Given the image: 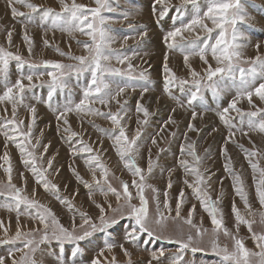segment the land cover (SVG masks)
Here are the masks:
<instances>
[{
  "label": "rangeland",
  "instance_id": "obj_1",
  "mask_svg": "<svg viewBox=\"0 0 264 264\" xmlns=\"http://www.w3.org/2000/svg\"><path fill=\"white\" fill-rule=\"evenodd\" d=\"M245 1L239 0V15L244 16V18L237 19L236 24L229 28L227 38L231 39L234 30L237 41L240 40L239 43L245 46V49L241 50L245 59L254 58L258 54L257 44L261 48H259V54L264 56V35L251 34L254 31L253 28H260L259 25L264 20L256 17L244 4ZM256 1L260 5L264 3V0H254V2ZM29 2L41 6V11L30 13L29 9L16 4L15 7L18 11L24 12L26 15L13 17L8 0H0V46L13 53H19L25 60L41 64L40 67L30 68L27 64L21 67L18 62L10 61L9 84L14 83L21 75L26 76L28 74L46 72L47 70L42 66V62L45 60L75 64L76 61L60 56L55 51V48L58 47L61 51L73 56L85 55L82 44L90 42L88 36L79 32L69 35L68 32L61 31V28L67 26L70 13L62 11L60 0H29ZM67 2L71 3V0H67ZM211 2L212 0H195L194 3H183V0H170L171 7L168 14L163 19H158L160 5L154 4V0H143V2L142 0H107L112 10H102L101 14L107 20L106 27L110 30L109 34L112 36L113 42L106 51L127 55L129 59L123 64H119L113 58L111 66L122 69L123 74L106 73L104 79L112 86L113 91L120 86L126 89L119 99L121 102L127 100V104L124 105L126 113L122 121L127 135L129 137L134 136L137 128L141 131L140 140L137 142L139 154L136 155L135 159L137 165L145 170V184L151 186L146 187L144 192L149 201L150 216L155 214L156 204L154 197L157 195L161 210L167 212L163 208L164 194L167 192V199L172 209L171 216L173 217L175 216V207L180 191L183 190L185 195L181 207V218L175 221L169 220L168 228L160 239H149L144 235L137 244L127 243L124 240L125 231L133 222L122 219L114 227L108 229L107 233L97 231L92 236L81 241L79 246L82 251L75 258V264H90L102 250L105 257L111 258L114 255L119 264H126L127 257L121 251L120 244H124V247L131 253L132 264H148L152 260V253L159 254L161 249L164 251V255L160 257L161 264H169V258L180 254L177 251L178 245L170 243L169 239L176 240L186 237L188 234L195 235V228L184 223V219L188 217L193 206H195V212L192 214L193 225L202 226L211 233L213 226L210 217L204 211L199 200L193 195L192 189L184 183L185 179L193 182L195 178L192 175L185 174L183 167L180 165L181 160H187L190 166L198 167L200 173L206 178V184L201 187L213 201H219L217 207L221 210L224 225L230 232L236 233V221L232 212L233 202H235L236 207L245 219H254L256 221L253 224V231L257 233L264 232V225L260 223L264 208L261 207L256 196L254 174L245 156V150L257 152V155L252 158L253 162L258 163V166L264 169V133L258 130H249L248 128L249 121L256 125L264 121V102L253 96V106L249 105L246 98L242 99L237 105L242 110V114L230 110L229 119L233 127H228L220 120L219 113L228 106L235 96L236 87L234 85L239 84L238 72L236 73L235 81L226 73L221 78H214L215 81L220 82L225 87V91L221 96L213 98L211 90L204 89L202 91L204 99L202 101L196 100L191 105L187 103L191 94L189 91L191 88L190 84L185 85L183 91H181L178 83L172 86L170 91H165V74L163 72L165 56H167L168 67L172 69L178 79L191 80V76L189 67L185 65L184 53L177 49H169L164 42V37L169 31L188 24L197 14L203 15L204 8H206V12ZM76 3L85 5L88 8L96 6L94 0H76ZM154 7L157 10L156 12L153 11ZM47 8L54 10L53 16L48 17L46 21H42L43 10ZM57 13L60 14L61 19L57 20L56 27H53V18ZM126 13L130 15L125 19ZM28 14L33 16L32 23H27ZM242 21L249 22V25L251 24L249 29L241 30L242 28L238 22ZM208 23L209 27H212L210 22ZM239 27L241 28L240 31H238ZM9 31L12 33L10 46L7 41V33ZM197 31L200 39L196 38V33L190 34L186 32L184 35L188 37L189 41L193 42V46L198 50L206 43L214 44L219 29H214L211 33V38H209L207 33L199 29ZM25 33L33 42V54L31 56H29L28 45L24 40ZM45 40H48L51 46L46 47L44 44ZM77 41H80V43H77ZM208 60L213 67L217 66L216 62L211 58L210 52ZM129 63L134 66L131 75L128 74L127 65ZM188 65L201 74H203V68L206 67L198 55L189 56ZM250 66L247 63L239 65V67L244 68ZM141 72H145L146 79L140 77ZM42 80L47 82L50 78L44 75ZM67 80L68 88L63 91H57L51 101V107L47 101L48 87L46 83L44 87L38 86L31 91L25 92L24 105H31L36 108L35 123L32 127L33 144L39 140V146L32 149L30 145L29 150L33 151L37 157H43L42 161L40 159L37 160L38 166L42 164L44 168H47V161L52 159V168L48 170L47 178L50 183L58 186L59 195L67 198L74 206L76 225L82 222L79 213L86 214L94 223L99 224L100 208L97 205L104 207L107 210V215L111 216L113 213L108 209V205L111 204L115 208L117 206L116 197L111 192L105 195L96 190L97 186L85 163L84 157L88 154L74 153L72 151L69 142H67L69 133L64 131L65 126L62 122H58L56 118L57 109H62L68 102L69 97L73 104L79 102L82 98L83 88L91 80V74L90 72H84L77 76L72 73L67 77ZM24 82L27 84L26 80ZM260 82H264V80L258 78L257 84ZM34 83L39 85L40 81L34 79ZM4 84L5 81L0 77V94L6 90ZM145 88L148 90L144 91ZM138 102L148 110L149 115L147 117L143 113H137L136 106ZM3 107V105H0V117L4 116ZM7 107L9 110L7 118H11V105L9 104ZM94 107L101 108L99 104ZM117 108V104L113 102L111 104L112 111L115 112ZM102 110L107 111V109ZM194 111L196 118L192 119ZM252 112H255L256 115H249ZM17 113V118L24 120V130H26V126L32 122L31 113L24 106H19ZM67 118L71 125V131L79 133L84 143L92 145L93 148L102 147L103 151L100 155L102 162L110 171L109 179L112 187L122 191V181L131 185L133 177L117 155L113 147V140L108 136L102 135L91 126V123L94 122L99 128L112 130L114 126L111 122L102 117H86L82 124L81 118L75 112L69 113ZM170 118L174 122H170ZM145 119L147 123H143ZM189 125H193L196 130H189ZM244 132L248 134L244 135ZM233 133L234 135H232ZM153 139L156 140L155 144L152 143ZM189 144L194 146L196 155L200 159L198 165H196L192 156L188 155ZM45 146H47L46 152L44 150ZM182 148L184 149L183 154L181 152ZM225 150L231 158L233 172L240 175L243 180L245 192L254 215H249L248 210L245 209L243 201L235 193L233 176L225 171L227 162V158L224 155ZM5 151L11 158L13 183L17 187H25L26 181V193L29 196H31L35 188V199L49 207L63 226L70 228L73 212L65 204L57 200L51 192H46L42 187L36 185L31 171L25 167L21 159L19 149L10 141L7 142L6 146L3 134H0V182H5L7 179L4 172V167H7V165L4 164L2 159ZM149 154L153 164L150 175L147 173ZM73 170L79 174L83 182L77 180ZM21 174H23V179ZM97 175L99 176V172H97ZM256 176L258 178V173ZM169 181L172 184L171 188H168ZM84 182L92 186L91 196L90 190L85 187ZM152 188L158 191L154 193ZM130 191L135 195V188H130ZM3 201L4 197H0V204ZM132 202L134 204L139 203L138 199H134ZM24 212L25 209L22 207L19 224H21L20 222L26 223V225L22 226L23 230L27 231L36 227L37 222L24 215ZM0 218V220L5 222V226L8 229L7 237H13L19 225L16 212H9L5 207L0 206ZM238 236L248 249L258 251L255 242L251 239V233L248 231L247 225L241 224L239 226ZM3 239H5V233L3 229H0V240ZM208 241L209 235H205L201 247L208 249L206 251L193 252L191 249H187L180 254L183 257L182 264H218L219 257L210 251ZM106 242L115 243L116 247L109 252L105 247ZM219 243L221 246L227 245L230 249L233 246V241L223 236V234L219 236ZM21 246L20 241L0 243V257L5 258L6 264H11L10 250ZM74 247L75 245L73 244L65 243L63 245V253H61V245L55 240H51L40 245V248L34 254V258L37 264H59L61 258L66 264H73L71 251ZM20 255V252L15 253L17 259L20 258ZM152 264H157V261L152 260Z\"/></svg>",
  "mask_w": 264,
  "mask_h": 264
},
{
  "label": "snow or ice",
  "instance_id": "obj_2",
  "mask_svg": "<svg viewBox=\"0 0 264 264\" xmlns=\"http://www.w3.org/2000/svg\"><path fill=\"white\" fill-rule=\"evenodd\" d=\"M156 5H160L158 19H163L170 10V0H154ZM195 0H183V3H194ZM9 6L13 17L25 16L24 12L18 11L15 7L16 4L22 5L23 7L30 10V13H36L41 11V6L29 2V0H8ZM95 7L88 8L85 5L76 3V0H71L68 3L67 0H60L61 8L63 12L70 13V19L67 22V26L61 28V31L68 32L72 35L74 32H79L82 35L88 36L90 42L82 44L85 50V55L73 56L61 51L58 47L55 51L60 55L67 57L69 60L76 61L75 64H64L58 61L42 62V66L47 70L46 72L21 75L14 83L9 84V62L16 61L19 66L27 64L30 68L40 67L41 64H35L28 60H25L19 53H13L7 50L5 47L0 46V77L5 81V91L0 94V105H3L4 116L0 117V134H3L7 142H12L16 148L19 149L21 159L26 168H28L37 186L42 187L46 192H51L57 200L65 204L70 211L73 212L72 225L71 227L63 226L53 211L46 205L40 203L35 199L36 189H33L31 196L26 193V181L25 187H17L12 180L13 168L11 165V158L7 151L3 154V162L7 167H4L7 179L5 182H0V197H4V201L0 206L5 207L9 212L15 211L17 214V223L19 224V217L22 214L21 208L25 209L24 215L29 216L37 222V226L27 231H24L22 227H17L15 235L11 238L7 237V227L5 222L0 220V229L4 230L5 239L0 240V243H15L20 241L22 246L10 250L9 257L11 258V264H37L34 258V254L40 248L41 244L47 243L51 240H55L61 245V253H63V245L65 243L75 245L71 251V257L73 264H75V258L81 254V248L79 246L81 241H84L88 237L92 236L93 233L99 231L107 233L108 229L114 227L122 219L132 221L125 231L124 240L127 243L137 244L141 241V237L146 235L149 239H160L161 235L168 228L169 220L180 219L181 207L184 202V191L181 190L177 199L175 207V216H171V206L167 199V192H165V200L163 202V208L167 212L161 210V204L158 195L155 199V214L150 216L149 201L144 195L145 188L151 187L145 184V170L139 167L136 163V155L139 154L138 141L141 137V131L137 128L135 135L129 137L125 130V125L122 123L125 117L126 109L124 105L127 104V100L121 102L119 99L125 92V87H117L113 91L112 86L105 81L104 75L106 73H117L123 74L122 69L113 68L111 61L113 58L116 59L117 63L123 64L129 59L127 55H121L114 51H106L110 48L113 42L112 36L109 34L110 30L106 27L107 20L101 14L102 10L107 9L111 11V7L108 5L107 0H94ZM153 11L156 12L155 7ZM179 11V9H177ZM54 10L47 8L43 10L41 20L46 21L48 17L53 16ZM130 15L126 13L124 18ZM61 16L59 13L55 14L53 18V27H56V21L60 20ZM237 19H243L239 15V0H212L211 5L207 8V11L203 15L197 14L188 24L182 25L181 27L175 28L169 31L164 37V42L169 49H177L184 53L185 65L189 67V73L191 80L189 79H178L175 73L168 67L167 56H165V63L163 66V72L165 74V91H170L171 87L176 85L180 86L181 91L184 90L185 85H191L190 96L187 103L191 105L196 100H203L202 91L204 89H210L213 98L221 96L225 91V87L215 81L213 78L220 74L226 73L233 81L236 80V73H239V84L234 85L236 87V93L234 98L230 101L227 107L219 113L220 120L228 127H233L230 123L229 112L235 111L238 114H242V110L237 107L242 99H247L249 105H253V96L259 98L261 102H264V82L257 84L258 78L264 80V56L259 54V44L256 45L257 55L254 58L245 59L241 49L244 45L237 43V36L233 30L231 39L227 38L229 28L233 27ZM33 16L27 15V23H32ZM207 21V22H206ZM212 27H209V23ZM203 31L208 34L211 38V33L214 29H219L215 43H206L203 47L198 50L193 46V42L188 40V37L184 33H196V38L200 39L199 32ZM12 33H7V41L9 46L11 45ZM24 40L28 45L29 56L33 54L32 40L29 38L27 33L24 35ZM80 43V41H77ZM46 47L51 46L48 40L44 41ZM70 47V45H69ZM211 54V58L216 62V67H213L209 63L208 55ZM198 55L200 60L206 66L203 68V74L192 69L188 65L189 56ZM247 63L251 65L248 68L239 67L240 64ZM128 74L131 75L134 70V66L129 63L127 65ZM84 72H90L91 80L83 88L82 98L78 103L73 104L69 97L68 102L63 106L62 109H57V121L62 122L65 126L64 131L69 133L70 147L74 153H87L85 163L92 174V179L95 182L96 190L107 195L111 192L115 195L117 200V206L112 207L108 205V209L111 210L113 215L108 216L107 210L97 205L100 208V215L98 217L99 224L94 223L90 217L84 213H79L81 217V223L76 225L75 215L76 211L71 202L59 195V188L57 185L49 182L47 178L48 170L52 168V159L47 161V168H44L42 164L37 165V160H43V157H37L34 152L29 150L31 145L32 149L39 146V140L33 144L32 140V127L35 123L36 108L31 105H24L25 92L31 91L36 87H44L45 83L48 87L47 101L51 107V101L56 95L57 91H63L68 88L67 77L75 73L77 76ZM47 75L50 80L45 82L42 77ZM141 78L146 79L145 72L140 73ZM35 80H39L40 84L34 83ZM27 81L25 84L24 81ZM207 81V83H205ZM148 89L145 88L144 91ZM115 102L118 106L115 112L111 109V104ZM11 105V118L8 117V107ZM99 104L101 108L94 107ZM19 106H24L28 109L32 116V122L26 126L24 120L17 118V110ZM254 106V105H253ZM102 109H107L104 111ZM137 113H143L145 117L149 115L148 110L142 107L139 102L136 106ZM75 112L78 117L81 118L83 124L84 118L86 117H102L105 120L111 122L114 126L112 130L99 128L94 122L91 126L100 132L104 136H108L113 140V147L123 162L124 167L132 175L133 180L131 185L128 182H121L122 191H118L112 187L110 182V171L108 167L102 162L100 153L103 151L102 147L93 148L92 145L86 144L79 133L71 131V125L69 124L68 114ZM249 115L255 116L256 113L252 112ZM196 118L195 111L193 112L192 119ZM170 122L171 121L170 118ZM139 123V121H138ZM143 123H147L145 119ZM249 130H258L264 133V121H261L258 125L252 121L248 123ZM189 130H196L193 125H189ZM247 135V132L243 133ZM234 135V133L232 134ZM76 138V139H73ZM152 143L155 144L156 140L153 139ZM188 155L192 156L196 165L200 163L199 157L196 155L194 146L188 145ZM47 151V146L44 148ZM183 154L184 149H181ZM224 155L227 158L225 164V171L229 172L233 176L234 190L236 195L244 203V207L248 210L249 215H254L252 212L251 205L248 201L247 193L245 192L244 183L240 175L233 172L231 167V158L228 156L227 151H224ZM257 155L255 151L245 150V156L248 159L249 165L254 174V184L256 189V196L259 200V204L264 208V169L258 166V163L253 162V157ZM181 167H183L186 175H192L195 179L193 182H189L185 179L184 183L192 189L193 195L199 200L204 211L208 214L212 224L211 233L202 226L193 225L192 214L195 212V206L190 210L188 217L184 219V223L195 228V235L188 234L186 237H181L176 240L169 239L170 243H176L178 245V253L182 254L185 250L191 249L195 251H206L201 247L203 238L205 235H209L208 244L210 251L219 257L218 264H264V232L257 233L253 231V224L256 223L254 219H245L241 215L240 210L236 207L235 202L232 205V212L235 216L236 221V233L230 232L224 225L221 210L217 207L218 200L213 201L208 193L201 187L206 184V178L200 173L198 167L190 166L187 160L180 161ZM153 169L151 155L148 158L147 173L150 175ZM74 174L77 176L78 181H82L78 173ZM99 172V176L97 175ZM258 173V178L256 174ZM23 179V174H21ZM85 187L89 188L90 196L93 191L92 186L87 182H84ZM172 184L169 181L168 188H171ZM130 188H135L136 193L133 194ZM152 191L156 193L158 190L152 188ZM138 199L139 203L134 204L132 201ZM219 214V215H218ZM260 223L264 225V213L261 214ZM202 224V222H201ZM245 224L248 227V231L251 233V239L255 242L258 251L248 249L243 241L239 238V226ZM230 238L233 241V246L230 249L227 245L221 246L219 243V236ZM106 249L111 252L116 247L115 243L106 242ZM124 256L127 257L126 264H132L131 253L124 244L119 245ZM20 252V258L15 257V253ZM174 255L169 258V264H182V255ZM164 255L163 249L159 254L153 252L152 260L157 261V264H161L160 257ZM152 260L148 264H152ZM0 264H6L4 257H0ZM59 264H66L61 258ZM90 264H119L116 257L113 255L111 258L104 256L103 250L99 255L94 258Z\"/></svg>",
  "mask_w": 264,
  "mask_h": 264
},
{
  "label": "crops",
  "instance_id": "obj_3",
  "mask_svg": "<svg viewBox=\"0 0 264 264\" xmlns=\"http://www.w3.org/2000/svg\"><path fill=\"white\" fill-rule=\"evenodd\" d=\"M244 4L247 6V8H249L255 14L256 17H260L262 20H264V3H262L260 5V3L257 1L254 2V0H246ZM205 9L206 8H204V12H205ZM247 15L249 16L248 13H247ZM243 18H244V16H243ZM238 23H239L240 27L242 28L241 29L239 27L238 31H240V29L245 31V29H249V26L251 25V24L249 25V22H243V21L238 22ZM263 24H264V22L259 25L260 28L254 27L253 28L254 31L251 34L252 35H261V34L264 35ZM28 34L30 35L29 31H28ZM28 189H30V188L28 187Z\"/></svg>",
  "mask_w": 264,
  "mask_h": 264
},
{
  "label": "bare ground",
  "instance_id": "obj_4",
  "mask_svg": "<svg viewBox=\"0 0 264 264\" xmlns=\"http://www.w3.org/2000/svg\"><path fill=\"white\" fill-rule=\"evenodd\" d=\"M141 1V0H140ZM143 2V1H142ZM150 4V3H149ZM148 4V5H149ZM155 4V3H154ZM151 6V5H150ZM152 7V6H151ZM148 8H149V6H148ZM146 9V8H145ZM150 9V8H149ZM149 9H147V10H149ZM157 11V10H156ZM176 12V11H175ZM155 27V26H154ZM160 28V27H159ZM163 28V27H162ZM157 32V31H156ZM150 33V32H149ZM238 43L240 42V40L239 41H237ZM241 44V43H240ZM243 45V44H242ZM245 49V46L241 49V50H244ZM261 49V48H260ZM249 147V146H248ZM232 155H234V154H232ZM239 166V165H238ZM243 173V172H242ZM246 177V176H245ZM3 217V216H2ZM1 219V218H0ZM9 220V219H8ZM6 221V220H5ZM10 221V220H9ZM21 224H19L17 227H22L23 228V226L22 225H26V223H23V222H20ZM11 224V223H10ZM31 227V226H30ZM25 228V227H24ZM25 230V229H24ZM27 230V229H26Z\"/></svg>",
  "mask_w": 264,
  "mask_h": 264
},
{
  "label": "trees",
  "instance_id": "obj_5",
  "mask_svg": "<svg viewBox=\"0 0 264 264\" xmlns=\"http://www.w3.org/2000/svg\"><path fill=\"white\" fill-rule=\"evenodd\" d=\"M222 75H223V74L218 75V76H217V79H218L220 76H222ZM214 78H216V77H214ZM214 78H213V79H214Z\"/></svg>",
  "mask_w": 264,
  "mask_h": 264
}]
</instances>
